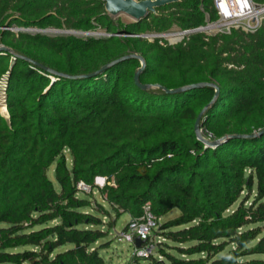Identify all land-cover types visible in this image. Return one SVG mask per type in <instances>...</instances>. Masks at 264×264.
I'll return each instance as SVG.
<instances>
[{
    "label": "trees",
    "instance_id": "1",
    "mask_svg": "<svg viewBox=\"0 0 264 264\" xmlns=\"http://www.w3.org/2000/svg\"><path fill=\"white\" fill-rule=\"evenodd\" d=\"M217 21L213 0L132 24L101 0H0V264H106L102 218H141L147 203L157 219L180 212L148 264H264V23L177 45L141 37ZM95 189L110 210L91 204Z\"/></svg>",
    "mask_w": 264,
    "mask_h": 264
},
{
    "label": "built area",
    "instance_id": "2",
    "mask_svg": "<svg viewBox=\"0 0 264 264\" xmlns=\"http://www.w3.org/2000/svg\"><path fill=\"white\" fill-rule=\"evenodd\" d=\"M214 8L218 15V21L208 23L206 27L182 31L175 36L185 38L193 33L211 31L213 34L229 33L231 30H242L244 32H255L264 23V5H259L254 0H213ZM108 36V35H106ZM7 82L6 79L0 80V107H5L9 119L7 108ZM80 192L89 194L92 189L90 186L80 182L77 185ZM159 220L151 212L150 204L143 207V216L131 219L121 233L117 234L119 241H126L134 245L133 258L147 259L154 254L153 238L154 233L159 227ZM140 240L143 244L140 248L136 247L135 241Z\"/></svg>",
    "mask_w": 264,
    "mask_h": 264
},
{
    "label": "rangeland",
    "instance_id": "3",
    "mask_svg": "<svg viewBox=\"0 0 264 264\" xmlns=\"http://www.w3.org/2000/svg\"><path fill=\"white\" fill-rule=\"evenodd\" d=\"M113 19L114 20H120V22H122L123 24L135 23L134 20H132L131 18H129L126 15H120L118 17H114ZM9 30H11L12 32H15V33L19 32V31H23V29H18V28H13V29H9ZM26 31L33 32V33L41 32L40 30H38L36 28L25 30V32ZM180 32H182V31L174 30V31L169 32L167 34L147 33V34H142L141 37L146 38L149 41H153L155 38L164 39L170 45H177L185 39L183 37L174 35V34H178ZM45 33L79 35V34H76L75 32L56 31L53 29L46 30ZM204 33H206L208 35L213 34V32H211V31H205ZM81 35H83V34L81 33ZM90 35L106 36L107 34H105V32H97V33H91ZM2 47L3 46H0V48H2ZM0 111L5 116H7L5 107H3V106L0 107ZM48 176H49L50 180L53 181L55 186L58 187L56 179H55V174H54V166L49 170ZM95 184L99 188H103L105 186V180L102 182V181H99L96 179ZM93 198L94 199H89L91 204L94 205L96 202H100L105 208L110 210L108 205L102 201L100 195L97 193V189L94 190ZM92 208H94V207L86 208V209H84V211L85 212H93ZM111 216L112 217L110 219H107L105 217L102 218V220L105 224L104 225L105 227H102V230L108 232V236L101 243L109 242V247L103 248L100 251V254H101L102 258L104 259L105 263L106 264H148V262L144 259H139V261L135 260L133 258L134 248H135L134 245L131 243H128L126 241H119V239L117 237V234L121 233L125 229V227L128 225V223L130 222L129 216L127 214H123L117 219L115 217V214L112 211H111ZM178 216H180V212L177 209L173 210L170 214H168L167 216H165L159 220V226L161 224H163L164 222H166L168 220H172ZM0 227H1V225H0ZM158 242H163V239L157 238L155 236L153 238V245L156 247V244ZM70 248H71V246L68 245L64 248L59 249L58 251H65V250H68ZM155 253H156V250L154 251V254Z\"/></svg>",
    "mask_w": 264,
    "mask_h": 264
},
{
    "label": "water",
    "instance_id": "4",
    "mask_svg": "<svg viewBox=\"0 0 264 264\" xmlns=\"http://www.w3.org/2000/svg\"><path fill=\"white\" fill-rule=\"evenodd\" d=\"M101 1L105 4V10L109 16L114 18V17H118L120 15H126L129 18H131L132 20H134V22L138 23L142 20H146L150 14H156V11L158 8L166 6L168 4L179 2L180 0H101ZM6 51H8V49H6L4 47L0 48V54L3 52H6ZM130 58H138V57L137 56H130V57L120 59L116 62H113L112 64H109V65L103 67L100 71H98V72H96L90 76H84L81 78L95 77V76L99 75L100 73L105 72L106 70H108V69L122 63L123 61L130 59ZM139 60L141 62V68L137 71V73L135 75L136 84L141 89H148L147 86H143L140 83V75L144 72L146 65H145V62L143 61L142 58L139 57ZM197 87H199V86H194L192 88H197ZM187 89L188 88H182V89L172 90V91H167V92L173 94V93H179V92L186 91ZM202 115H203V113L201 114V116ZM201 116H200V118H201ZM200 118L196 124V129L199 133H200V131H199ZM262 135H264V130L258 134V136H262ZM201 139L209 147H216L225 141L223 139V140H220L217 142H210V141H208L202 137H201ZM97 180L102 181V182L104 181V179H102V178H98ZM142 244L143 243L138 239L135 241V245L138 248H140L142 246Z\"/></svg>",
    "mask_w": 264,
    "mask_h": 264
},
{
    "label": "crops",
    "instance_id": "5",
    "mask_svg": "<svg viewBox=\"0 0 264 264\" xmlns=\"http://www.w3.org/2000/svg\"><path fill=\"white\" fill-rule=\"evenodd\" d=\"M130 218V217H129Z\"/></svg>",
    "mask_w": 264,
    "mask_h": 264
}]
</instances>
